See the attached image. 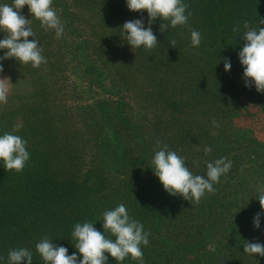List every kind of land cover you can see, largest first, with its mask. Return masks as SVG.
I'll use <instances>...</instances> for the list:
<instances>
[{
	"label": "trees",
	"instance_id": "16d2710c",
	"mask_svg": "<svg viewBox=\"0 0 264 264\" xmlns=\"http://www.w3.org/2000/svg\"><path fill=\"white\" fill-rule=\"evenodd\" d=\"M83 1L102 17V26L112 22L119 33L126 21L141 18L140 12L128 9L126 0ZM183 2L188 5L186 14H191L187 26L172 28L169 25L161 33L162 21L157 19L152 25L158 40L154 50L132 48L135 54L131 56L129 52L123 54L126 40L119 42L118 38L114 41L118 42L114 44V49L122 51L123 60L131 66L130 70L137 67L145 75L155 97L152 103L169 111L172 120L169 124L178 128V135L163 131L159 124L135 111L130 101L132 84L129 76L127 73L125 76L120 74L106 55V45L113 46L111 40H103L104 47L102 42L94 44L91 38L81 36L82 23L76 20L79 16L73 3H69V0H53L52 6L64 24V33L56 44L51 40L55 37V31L42 28L40 22L31 16L27 5L22 15L32 19L36 26L39 35L34 38H40V42L45 41L50 46L47 48L50 67H56L66 75L69 64L72 61L79 62L84 56L87 64L80 63L86 80L81 81L90 89L100 88L113 99L97 101L89 106L90 110L96 112L98 109L101 112L97 118L90 117V120L95 121L97 126L100 123H115L118 142H121L119 136L127 132L130 141L134 142V150L140 153L142 159L152 162L155 152L159 150L156 142L160 141L161 145L167 144L169 150L184 157L186 166L194 175L206 177L207 162L221 157L232 161L229 172L214 184L215 192L206 193L198 203L169 195L160 181L153 188L151 198L138 201L132 194L126 208L133 219L147 228L145 232L150 233L148 246H141L145 264H200L198 260L182 255L188 252V247H203L206 239L210 241L213 238L215 241L218 236L223 241L217 242L218 250L213 251L208 264H264V257L254 254L253 258L243 249L246 241L256 240L264 244V218H261L259 229L253 226V218L257 213L254 187L264 180V143L252 142L247 133L236 131L229 125L228 129L219 126L213 131L202 129L199 133L182 129L183 124L189 123L182 120V116L186 120H192L188 119L190 116L196 118L200 115L221 120L228 118V122H231L242 96L264 98V93H258L254 85L245 87L243 66L238 58L239 51L246 43L241 38L248 30L244 27L245 22L248 28L258 30L264 27L258 23L259 18L264 17V0ZM12 3L13 0H0V4ZM143 19L147 27L146 11L143 12ZM190 28L201 33L199 47L191 45ZM233 28L238 31L234 32ZM5 35L0 32V40ZM171 40L177 41L175 48L170 47ZM4 51L0 50V56ZM224 58H229L231 62L228 72L224 70ZM0 63L3 64V74L31 76V97L17 95V85H12L14 93L11 100L8 99L6 104L0 103V135L9 132L21 136L27 141V151L30 153V160L21 173L6 170L3 161H0V257L3 258L0 264H8L9 251L21 247L33 253L32 264H44L35 248L44 236L53 240V244L66 247L69 255L76 253L82 259L72 243L71 233L76 223L93 222L95 214L92 208L82 207L83 190L88 185L79 182L74 176L59 177L53 172L50 154L53 133L46 126L49 125L48 119H40L44 109L37 102L42 93L41 67L33 68L31 64L23 65L14 59ZM71 84L64 85L69 90L65 97L77 103L79 87H87L72 81ZM16 98L18 100L14 102ZM110 111H114L111 116L108 114ZM79 112L82 119L78 125L75 123V129H72L74 123L67 122L75 133L89 128L90 123L84 113L89 117L91 111L84 107ZM18 117L19 120H16ZM222 138L228 140V146L217 141ZM84 147L82 144L80 149ZM205 147H211L212 152L205 155ZM72 158V155L68 156V159ZM137 175L132 178L139 180L140 176ZM137 190V183L133 182L130 194ZM126 259L122 264H138L130 256Z\"/></svg>",
	"mask_w": 264,
	"mask_h": 264
},
{
	"label": "clouds",
	"instance_id": "9594fccd",
	"mask_svg": "<svg viewBox=\"0 0 264 264\" xmlns=\"http://www.w3.org/2000/svg\"><path fill=\"white\" fill-rule=\"evenodd\" d=\"M130 11L140 12L141 18L126 21L120 28V36L127 41L131 48L154 50L158 40L154 34L152 25L157 19L162 21L160 32H165L169 25L172 28L187 26L190 13L186 14L188 5L183 0H126ZM27 5L32 17L40 22L46 31H55L59 38L64 33V24L61 22L53 8V0H13L11 5L0 4V32L6 33L0 40V50H5L0 56V62L6 59H14L23 65L31 64L33 68H39L47 63L42 54L39 40L35 39V32L31 27L32 19H26L22 15L24 6ZM147 12V24L143 19V12ZM259 25L264 26V17L258 20ZM241 38L246 41L238 58L243 66V80L245 87L255 86L258 93H264V27L248 28ZM237 32V28H233ZM191 45L199 47L201 33L190 28ZM32 37L33 39H29ZM170 47L175 48L177 41L171 40ZM225 72L230 71L229 58L223 59ZM3 64L0 63V73H3ZM9 78H0V103H7L9 93ZM215 123V122H214ZM219 127L218 124H216ZM13 131H17L14 129ZM159 150L155 152L152 160L153 173L158 177L164 190L172 196H180L184 200L199 202L206 193H214V184L220 177L227 174L232 167V161L227 157H221L213 162H207V173L194 175L186 166L185 158L177 152L169 150L167 144L156 142ZM212 152L211 147H205L204 153ZM30 153L27 151V141L19 135L6 132L0 135V161H3L6 170L23 172ZM261 211L253 218V226L260 228L261 216L264 215V189L258 195ZM94 222L86 221L76 223L71 233L76 241L74 247L78 250L82 259L76 253L68 254V249L53 244L48 236H44L36 243V252L40 255L44 264H108L110 254L117 264L131 257L138 264H145L141 246H148L150 233L144 231V225L132 218L126 206L121 203L111 210L103 212L102 227L104 232L94 227ZM113 237L115 239H113ZM244 253L264 257V244L253 240L245 243ZM0 259H3L0 257ZM8 264H32L33 253L27 248H15L8 253ZM259 264V262H258Z\"/></svg>",
	"mask_w": 264,
	"mask_h": 264
},
{
	"label": "rangeland",
	"instance_id": "374dc122",
	"mask_svg": "<svg viewBox=\"0 0 264 264\" xmlns=\"http://www.w3.org/2000/svg\"><path fill=\"white\" fill-rule=\"evenodd\" d=\"M70 2L74 4L75 12L77 11L79 16V18L76 17L77 22L82 23L81 36L91 38L94 44H97L96 42L98 41L100 43L102 42L104 47V41L108 42L111 40L112 43L110 42V44L113 46L106 45V55L112 60V64H114V67L120 74L125 76L127 73V76H129L131 81L130 84H132L130 101L135 111L147 116L151 122L153 121L159 124L163 131L178 135V128L172 127L169 124V121L172 122V120H170L171 116L169 111L158 108L152 103L155 97L152 92V87L145 75L141 74L137 67H133V70H130L131 66L126 60H123L122 51L119 52L114 49V44L118 43L114 42L115 40H118V38L119 42H124L125 40L119 35L120 33L112 25V22L102 26V17H100L94 9H91L92 7L89 8L83 0H77L76 2L75 0H69V3ZM54 10L56 11L55 8ZM31 27L36 34L35 36H38L39 33L37 34L34 23H31ZM43 36L46 37V34H43ZM37 40L40 42V38ZM51 40H54L53 43L56 44L59 42L60 38H57L55 34V37L51 38ZM123 46L125 47L123 54H128V52L131 56L135 54L132 48L127 44V41ZM40 47L43 49L42 54L48 60L47 48L50 46L46 45L45 41H42L40 42ZM67 61L70 62V57H68ZM80 62L87 64L84 56H82L79 62L72 61L71 64H69L68 74L66 75L58 71L56 67H50L48 61L46 64H42L40 66V85L42 93L40 94L41 98H39L37 102L38 105L44 109L40 119H48L49 125L47 124L46 126L53 133L50 141L53 172L59 177L68 175L74 176L79 182L88 185L87 188L83 190L84 201L82 207L85 206L93 209L95 214L93 221L95 223L94 227L103 233L102 223L103 212L105 210L114 209L121 203L127 206L129 198H132V194H134L135 199L138 201L149 197L151 198L153 188L158 185L159 179L153 173L154 167L152 162L145 161V159L140 157V153L138 154V152L134 150V142L130 141L127 132L119 136L121 142H118L116 139L115 123H100V125L97 126L95 125V121L92 122L90 120V117L97 118L98 114H101V112L98 109L96 112L90 110L91 108H89V106H92V104L97 101H108L113 99L105 95L100 88L94 87L90 89L88 85L81 81L86 80V77L84 75V68ZM5 77L10 79V82H7L9 84L8 99H10L11 95L14 93L12 85H17V95L24 94L28 98L31 97V95H29L31 94V76L0 73V78ZM71 81L80 86L85 85L84 87H87L85 89L79 87L80 95L77 96V98H79L76 99L78 101L77 103H74L75 101L73 100H71V102L69 98L65 97L66 93L69 91L65 86L72 85ZM17 100L18 98H16L14 102ZM84 107L91 111L89 117L84 113V117L90 122L88 124L89 128L85 127L86 129L75 133L72 129H75V123L78 125V122L81 121L82 114H80L79 109ZM236 112V116L233 117L231 122H228V118L221 120L218 118H203L204 116L200 115V117L196 118L190 116L188 119L192 120H186V117L182 116V120L189 122L183 124L182 129L185 128L188 131L199 133L200 130L207 128L212 131L215 130L217 128L216 124L224 126L227 129L229 125L236 131L247 133L252 142L264 143V98L262 99L260 96L251 97L250 95L242 96L240 98V106ZM113 113L114 111H110L108 114L111 116ZM111 118L112 117L109 119ZM16 120H19V117ZM67 122L71 124L74 123L72 129L68 127ZM185 133L188 134V132ZM87 136H89L88 138H90L91 141H89ZM217 141L224 142L222 145L228 146V140L224 138L221 140L217 139ZM82 144L85 146L84 149H80ZM96 150H98V153ZM70 155H72V159H68ZM137 174H139L140 178L139 180H134L132 177L135 175L138 176ZM85 179H87L86 183ZM133 182L137 183L138 190L135 192L131 191L130 194L129 190H131ZM262 189H264V180L254 187L256 198H258L257 195L260 194ZM256 202L258 213L261 211V207L258 199ZM261 218H264V215H262ZM227 229L226 236L228 237ZM145 230H147V228L144 227V231ZM218 237V240L215 241L213 238H211L210 241L208 240L209 238L206 239V243L203 247H188L186 249L188 252L182 256L189 257L191 260L196 259L200 264L210 263L209 259H211L213 251L218 250L219 243L217 242L223 241L220 236ZM113 239L115 238L113 237ZM72 243H76L73 238ZM223 244L225 243L223 242ZM105 255L109 257L108 264H117L116 260L111 257L110 254L105 253ZM125 260L123 262H125Z\"/></svg>",
	"mask_w": 264,
	"mask_h": 264
}]
</instances>
